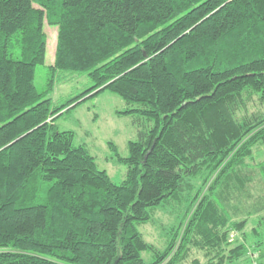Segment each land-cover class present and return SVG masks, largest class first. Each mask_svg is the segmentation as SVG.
Masks as SVG:
<instances>
[{
  "label": "trees",
  "instance_id": "1",
  "mask_svg": "<svg viewBox=\"0 0 264 264\" xmlns=\"http://www.w3.org/2000/svg\"><path fill=\"white\" fill-rule=\"evenodd\" d=\"M45 22L57 27L52 72L92 80L55 106L46 98L54 76L44 92L35 84ZM107 89L140 105L122 113L153 122L128 142V156L117 154L127 165L121 182L55 122ZM256 145L264 146V0H0V264H182L192 248L207 261L191 264L258 256L262 239L252 252L246 237L231 240L264 208L241 220L231 211L253 180L264 186ZM204 169L227 175L225 205L196 194L180 236L157 249L138 225Z\"/></svg>",
  "mask_w": 264,
  "mask_h": 264
},
{
  "label": "rangeland",
  "instance_id": "2",
  "mask_svg": "<svg viewBox=\"0 0 264 264\" xmlns=\"http://www.w3.org/2000/svg\"><path fill=\"white\" fill-rule=\"evenodd\" d=\"M44 27L48 34L47 52L45 62L36 67L35 84L39 91L44 92L49 78L54 76V87L46 94V98H50L52 106H55L84 91L92 85V80L84 72L73 73L61 70L52 72L50 65L53 64L55 58L57 27L48 22H45ZM139 106L137 103H128L120 95L107 89L86 98L60 115L55 122L59 130L74 131L75 142L88 148L95 157L98 167L105 169L113 181L121 182L126 176L127 165L118 159L117 154L122 157L128 156V142L138 140L139 134L153 125L151 120L137 111L122 113L124 110ZM258 149L264 152V146L256 145L254 150ZM262 157L264 156L257 158ZM208 172V169H204L198 176L192 177L190 189L185 190L178 199L162 203L154 209L150 222L138 225L145 239L157 249H164L171 240L180 236L186 218L193 209L190 211V202L196 194H199V197L206 194L214 198L220 207L225 205L221 198V191L225 186L227 175L221 173L217 176V171L213 174H208ZM204 178H208L206 184L203 183ZM210 184L212 186L209 188ZM231 203L235 206L231 210L232 213H237L233 214V218L241 220L248 216L249 210H255L257 206L264 203V186L261 181L258 178L253 180L249 184L248 192H242L239 195V201L232 199ZM246 218L245 236L234 230L231 240L237 238L243 241L246 237L252 252L254 243L258 239L264 241V208ZM258 251V256H252L249 253L247 257H242L231 264H257L260 259L264 264V257L260 255L264 251L262 249ZM193 258H199L202 263L207 261L203 250L192 248L189 258L182 264H191Z\"/></svg>",
  "mask_w": 264,
  "mask_h": 264
}]
</instances>
